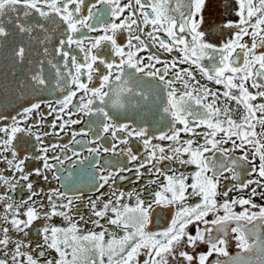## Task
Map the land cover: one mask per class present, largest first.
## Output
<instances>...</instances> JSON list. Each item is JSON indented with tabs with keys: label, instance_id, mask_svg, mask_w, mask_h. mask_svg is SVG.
Here are the masks:
<instances>
[{
	"label": "snow or ice",
	"instance_id": "1",
	"mask_svg": "<svg viewBox=\"0 0 264 264\" xmlns=\"http://www.w3.org/2000/svg\"><path fill=\"white\" fill-rule=\"evenodd\" d=\"M257 199L264 0H0V264H264Z\"/></svg>",
	"mask_w": 264,
	"mask_h": 264
},
{
	"label": "flooded vegetation",
	"instance_id": "2",
	"mask_svg": "<svg viewBox=\"0 0 264 264\" xmlns=\"http://www.w3.org/2000/svg\"><path fill=\"white\" fill-rule=\"evenodd\" d=\"M63 142H67L66 139H65ZM257 202L260 203V202H264V201H260L259 199H257ZM231 251L235 252L236 249L233 247V248L231 249Z\"/></svg>",
	"mask_w": 264,
	"mask_h": 264
}]
</instances>
